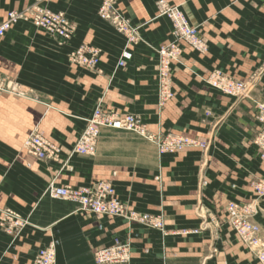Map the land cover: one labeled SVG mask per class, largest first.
Instances as JSON below:
<instances>
[{"label": "crops", "instance_id": "1", "mask_svg": "<svg viewBox=\"0 0 264 264\" xmlns=\"http://www.w3.org/2000/svg\"><path fill=\"white\" fill-rule=\"evenodd\" d=\"M101 1L0 0V18L38 3L75 25L62 44L25 18L0 38V264H32L51 241L54 264H96L95 250L114 238L128 240L130 264H258L229 228L225 206L254 200L251 182L264 177V157L253 143L256 104L264 102V0H166L197 26L207 51L183 48L171 64L173 96L163 105L156 50L172 39L171 22L157 15V0H115L140 35L128 45L98 16ZM82 44L100 51L97 69L69 61ZM125 48L131 58L118 66ZM214 68L251 84V99L212 90L205 78ZM97 105L207 146L159 155L136 133L102 127L93 155L70 153ZM37 131L59 146L57 160L24 150ZM50 181L109 182L128 211L161 216L163 231L52 198L45 193ZM256 202L254 219L264 234V198ZM4 210L22 226L10 227Z\"/></svg>", "mask_w": 264, "mask_h": 264}, {"label": "built area", "instance_id": "2", "mask_svg": "<svg viewBox=\"0 0 264 264\" xmlns=\"http://www.w3.org/2000/svg\"><path fill=\"white\" fill-rule=\"evenodd\" d=\"M156 8L157 15L168 18L172 26L170 31L172 39L156 50L158 58L157 98L159 104L163 105L173 96L169 79L170 62L176 60L181 53L182 49L179 43L182 42L199 53L207 51V43L198 34L197 29L189 23L178 6L168 3L166 0H157ZM22 12L29 14L32 24L38 30L59 44L69 40L74 33V23L63 12L53 11L38 3L29 6ZM22 12L10 10L3 18H0V38L17 22ZM98 16L110 22L121 32L126 39V44H135L140 39L137 27L132 26L128 19L119 12L115 0H102ZM130 58L131 52L125 48L120 55L118 66H124ZM69 61L84 68L97 69L100 51L94 46L82 44L69 53ZM214 75H217V72H210L205 78L208 85L211 84ZM219 81L221 90L225 94L240 99L248 97L249 88L245 83L226 78H221ZM255 116L260 124V129L253 143L259 148L260 156L264 157V104H258ZM102 127L132 131L154 144L159 155L174 153L188 147L205 148L207 146L204 142L193 137L171 133L163 135L151 131L138 115L107 112L97 105L92 114L85 119L84 128L73 143L72 152L92 155ZM23 145L29 154L38 159L52 157L58 152L47 139L37 132L29 135ZM251 187L257 196H264V177L254 179ZM49 194L54 198L75 202L96 216H124L128 221L163 230L161 216L127 211L125 205L114 196V189L109 182H97L87 187L53 185L49 189ZM255 209L252 203L228 202L226 206L227 220L240 240L255 254L258 262L264 264V236L260 235L258 226L254 224ZM1 217L9 220V226L12 228L21 225L20 220L10 212H1ZM129 245L128 240L120 241L118 238H114L112 244L95 250L96 264H130ZM52 247V244H49V247L39 249L32 264H53L54 251Z\"/></svg>", "mask_w": 264, "mask_h": 264}, {"label": "rangeland", "instance_id": "3", "mask_svg": "<svg viewBox=\"0 0 264 264\" xmlns=\"http://www.w3.org/2000/svg\"><path fill=\"white\" fill-rule=\"evenodd\" d=\"M24 13V14H23ZM26 12H22V13H20V17H19V19H21V18H25V19H28L29 21H31L30 20V16H29V14H25ZM18 19V20H19ZM193 26V25H192ZM196 29H197V26H194ZM116 29V28H115ZM117 30V29H116ZM118 31V30H117ZM197 31H198V29H197ZM119 32V31H118ZM121 33V32H120ZM122 34V33H121ZM198 34L202 37V35L199 33V31H198ZM202 39L204 40V38L202 37ZM206 42V41H205ZM180 44V47H181V53H180V55L179 56H181V54H182V52H183V48L184 47H187V48H189L186 44H184V43H182V42H180L179 43ZM159 48V47H158ZM157 48V49H158ZM190 49V48H189ZM192 50V49H191ZM194 51V50H193ZM197 52V51H196ZM122 53V52H121ZM199 53V52H198ZM156 54H157V52H156ZM178 56V57H179ZM175 61V60H174ZM173 62V61H172ZM172 62H170V72H171V64H172ZM88 69V68H87ZM210 72H217V75H214L213 76V78L211 79V84L210 85H208V83H206L212 90H216V91H218V92H220V93H222V94H225L224 92H222V87L219 85V80L221 79V78H226V79H231V80H235V81H240V82H243V83H245L247 86H248V88H249V94H248V97H245V98H241V99H243V100H245V99H247V100H249V99H251V84H249V83H247V82H244V81H242V80H239V79H237V78H235L233 75H230V74H228V73H225V72H223L221 69H219V68H214V69H212ZM216 74V73H215ZM217 76V77H216ZM169 79H170V86H171V88H172V84H171V78H170V76H169ZM225 95H227V96H230V97H234V96H232V95H229V94H225ZM234 98H236V97H234ZM238 99H240V98H238ZM258 104H264V102H260V103H257L256 104V108H255V112H254V119H255V121L257 122V127H258V132H259V129H260V124H259V122H258V120L256 119V109H257V106H258ZM100 106V105H99ZM104 109V108H103ZM105 110V109H104ZM105 111H107V110H105ZM93 112V111H92ZM107 112H110V111H107ZM113 113H116V112H113ZM118 114H134V113H118ZM135 115H137V114H135ZM139 116V115H138ZM140 117V116H139ZM141 118V117H140ZM142 119V118H141ZM114 129V128H113ZM120 130H123V129H120ZM126 131H128V130H126ZM130 132H132V131H130ZM258 132H257V134H258ZM37 133H38V131H37ZM40 133V132H39ZM134 133V132H133ZM41 134V133H40ZM256 134V135H257ZM256 135H255V137H256ZM99 136V135H98ZM254 137V138H255ZM98 139V138H97ZM254 140V139H253ZM50 142V141H49ZM57 150H58V152L55 154V155H52V157H48V158H45V159H50V160H57L58 159V156H59V146L57 145V144H53L52 142H50ZM97 144V143H96ZM73 147V146H72ZM96 149V148H95ZM95 152V151H94ZM70 153H75V152H72V148H71V150H70ZM94 154V153H93ZM92 154V155H93ZM81 155H83V154H81ZM35 157V156H34ZM38 159V158H37ZM256 179V178H255ZM253 182V181H252ZM251 182V183H252ZM55 186V184L53 183V181H50L49 183H48V185H47V187H46V189H45V193L46 194H48L49 196H50V194H49V189H50V187L51 186ZM252 193H253V195H254V200H252V201H249V202H244V203H252V205L256 208L255 210H256V213L254 214V217H253V220H254V224H256L257 226H258V228H259V233H260V235H262V236H264V234L262 233V231H261V228H260V226H259V224H258V222H256L255 221V216H256V214H257V212H258V210H259V208H258V206H257V202L256 201H258L259 199H262V198H264V196H257V194H255L254 193V190H252ZM52 197V196H51ZM52 198H54V197H52ZM229 202H231V201H229ZM228 203V202H227ZM227 205V204H226ZM226 207V206H225ZM226 209V208H225ZM10 212L9 210H4V211H2V212ZM12 215H14L12 212H10ZM147 214H151V213H147ZM152 215H155V214H152ZM16 217V216H15ZM228 219V218H227ZM18 220H20L19 218H18ZM8 221V223H10V221L9 220H7ZM11 222H12V220H11ZM20 224L21 225H19V226H17V227H21L22 226V224H23V222H22V220H20ZM227 223H228V226H229V228L233 231V233L235 234V236H236V233H235V231H234V229L231 227V224L228 222V220H227ZM147 227H149V226H147ZM149 228H152V227H149ZM156 229V228H155ZM159 230V229H158ZM239 240H240V238L239 237H237ZM241 241V240H240ZM242 242V241H241ZM243 243V242H242ZM243 245H244V243H243ZM53 246H54V250H55V242L53 243ZM244 247H245V245H244ZM42 248H45V247H42ZM246 248V247H245ZM41 249V248H40ZM254 257H255V259H256V256H255V254L249 249V248H246ZM54 253H55V251H54ZM130 260H131V256H130ZM257 260V259H256ZM257 263L258 264H260L259 262H258V260H257Z\"/></svg>", "mask_w": 264, "mask_h": 264}, {"label": "bare ground", "instance_id": "4", "mask_svg": "<svg viewBox=\"0 0 264 264\" xmlns=\"http://www.w3.org/2000/svg\"><path fill=\"white\" fill-rule=\"evenodd\" d=\"M155 132V131H154ZM40 134V133H39ZM42 135V134H41ZM43 136V135H42ZM183 136H186V135H183ZM188 137H190V136H188ZM45 138V137H44ZM46 139V138H45ZM23 148H24V145H23ZM24 150H25V148H24ZM26 151V150H25ZM27 152V151H26ZM84 187V186H83ZM115 193V192H114ZM114 196L116 197V195L114 194ZM117 198V197H116ZM118 199V198H117ZM119 200V199H118ZM120 201V200H119ZM121 202V201H120ZM123 203V202H122ZM124 204V203H123ZM228 204V203H227ZM125 205V204H124ZM227 206V205H226ZM126 208V207H125ZM128 211V210H127ZM136 213V212H135ZM161 231H163V230H161ZM53 243H54V241H51L49 244H52V246H53ZM49 244L47 245L48 247H49ZM47 246H45V247H47ZM53 248V251H55L54 250V246L52 247ZM248 248V247H247ZM257 259V258H256ZM55 263V253H54V262H53V264Z\"/></svg>", "mask_w": 264, "mask_h": 264}]
</instances>
